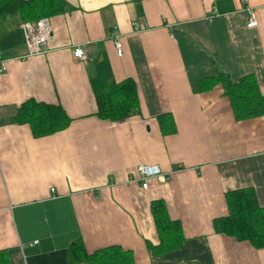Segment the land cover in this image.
I'll return each instance as SVG.
<instances>
[{
  "label": "crops",
  "instance_id": "obj_1",
  "mask_svg": "<svg viewBox=\"0 0 264 264\" xmlns=\"http://www.w3.org/2000/svg\"><path fill=\"white\" fill-rule=\"evenodd\" d=\"M64 1V13L46 17L45 52L21 58L23 46L0 72V251L11 264H69L82 240L90 253L132 251L133 264H264V248L214 229L229 213V191L252 188L264 207V115L238 120L216 80L254 74L264 95V0ZM249 8L256 27L247 26ZM135 22L146 29L135 32ZM129 78L140 112L99 118L103 83ZM31 98L62 105L71 124L34 136L13 122ZM163 114L176 133H162ZM141 165L159 172L147 188ZM154 201L185 236L161 255L148 248L160 242Z\"/></svg>",
  "mask_w": 264,
  "mask_h": 264
},
{
  "label": "trees",
  "instance_id": "obj_2",
  "mask_svg": "<svg viewBox=\"0 0 264 264\" xmlns=\"http://www.w3.org/2000/svg\"><path fill=\"white\" fill-rule=\"evenodd\" d=\"M247 4V3H245ZM64 0H0V52L5 59L17 56V51L27 47L24 22H37L46 17L64 13ZM230 99L238 120L264 115V95L254 74L233 81L228 75L216 78ZM96 115L104 120L120 121L140 112L138 88L135 80L122 82L114 80L103 83V90L97 97ZM164 135L177 131L171 114L158 118ZM71 117L60 104L27 99L17 109L13 122L28 124L36 137H43L65 130L71 124ZM228 215L214 221V229L238 241H249L258 249L264 248V207L259 204L254 189L244 188L226 194ZM152 212L159 234V244L148 243L153 254L161 255L180 248L185 240L180 221L169 217L163 201H154ZM134 254L120 246H108L88 252L82 240L73 242L69 248V264L88 262L89 264H133ZM0 264H11L8 249L0 251Z\"/></svg>",
  "mask_w": 264,
  "mask_h": 264
},
{
  "label": "built area",
  "instance_id": "obj_3",
  "mask_svg": "<svg viewBox=\"0 0 264 264\" xmlns=\"http://www.w3.org/2000/svg\"><path fill=\"white\" fill-rule=\"evenodd\" d=\"M244 3H248V0H243ZM250 18L247 26L252 28L258 26V19L255 11L248 9ZM135 32L145 30V26L140 22L134 23ZM21 28L24 30L26 43L28 47V53L21 58H26L34 55H39L45 52V47L49 39L52 37V26L49 18H43L37 22H25L21 25ZM115 46L117 54L121 57L124 54L123 44L120 41V38L116 37ZM75 56L79 58L85 57V51L82 48H77L75 50ZM9 59H5L0 52V72L4 73L7 71V62ZM151 167L141 165L139 167V172L142 175L143 187L147 188L148 183L147 179L150 176L159 175V172L152 171Z\"/></svg>",
  "mask_w": 264,
  "mask_h": 264
}]
</instances>
